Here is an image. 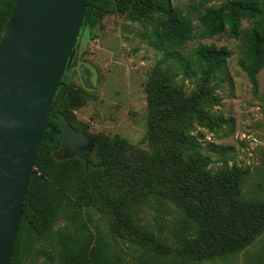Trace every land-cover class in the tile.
I'll use <instances>...</instances> for the list:
<instances>
[{
    "label": "rangeland",
    "instance_id": "1",
    "mask_svg": "<svg viewBox=\"0 0 264 264\" xmlns=\"http://www.w3.org/2000/svg\"><path fill=\"white\" fill-rule=\"evenodd\" d=\"M172 1L189 10L197 24L200 11L229 6L233 0ZM250 26L251 20H244L242 31ZM150 29L126 12H109L80 33L72 65H87L94 88L87 89L92 99L73 108V124L94 135L122 137L131 144L129 157L142 178L130 173L124 182L111 186L109 195L123 201L131 224L147 226L156 239L176 248L175 230L182 226L186 214L197 213L200 205L193 199L186 200L182 193L194 182V174L184 179L182 164H199L182 144L183 138L196 140L212 156V161L199 169L212 176L237 170L244 196L264 195V67L255 85L238 65L245 53L244 38L223 34L207 39L195 37L181 49L189 57L200 42L226 46L232 56L222 75L205 78L181 71L172 74L163 61L164 52L150 46L143 37ZM157 82L162 85L161 92L155 90ZM72 83L83 86L77 73ZM190 104L193 109L187 118L165 120L152 127L167 113ZM229 145L234 150L222 149ZM170 153L175 159L169 157ZM75 169L74 163L67 164V175H75ZM242 204L243 199L237 195L211 204L210 209L218 216L213 231L240 212ZM84 208L94 220L91 231L107 237L111 254L131 264L136 262L143 252L141 238L120 226L101 204L87 203ZM66 225L60 213L51 233ZM15 258L16 264L43 262V254L29 245V239L20 245ZM203 264H264V225L255 240L225 256L217 253Z\"/></svg>",
    "mask_w": 264,
    "mask_h": 264
},
{
    "label": "trees",
    "instance_id": "2",
    "mask_svg": "<svg viewBox=\"0 0 264 264\" xmlns=\"http://www.w3.org/2000/svg\"><path fill=\"white\" fill-rule=\"evenodd\" d=\"M15 1L0 0V41ZM109 12H126L133 19L149 25L151 29L144 32L143 37L150 46L164 52L163 61L172 74L181 71L201 74L205 78L222 75L232 56L226 46L200 42L189 57L181 53L182 47L195 37L207 39L223 34L235 39L243 37L245 53L238 65L257 85V75L264 67V0H233L229 6L207 7L198 13L197 24L189 10L174 5L172 0H87L80 33ZM244 20H251V26L242 31ZM71 66L65 70L63 82L67 80ZM161 87L160 82L155 84L157 92H161ZM90 99L92 96L84 85L75 86L71 82L65 93L62 87L59 88L49 123L59 130L61 125L56 117L62 113L74 125L73 108L85 105ZM192 109L190 104L180 111L169 112L160 122L152 123V127H158L165 120L187 118ZM76 128L94 139L96 165L87 169L78 157H59L55 153L58 146L47 141L49 130L45 131L35 161V168L43 179L26 194L10 264H16V253L26 239L43 254L42 264H131L111 254V245L103 233L91 231L94 220L90 211L84 208L87 203L101 204L120 226L141 238L143 252L132 264H203L217 253L225 256L238 250L261 233L264 195L244 196L239 188L241 176L237 170L212 176L209 171L199 169L202 164L210 163L212 156L203 150L202 144L187 137L181 142L199 164H182L184 179L194 174V182L182 193L186 200L190 198L200 203L199 210L195 214H186L182 226L175 230L176 248L156 239L147 226L131 224L123 201L109 195L111 186L124 182L130 173L142 178L129 157L131 144L119 136L94 135L81 126ZM222 149L232 151L234 147L222 146ZM173 153L169 157L175 159ZM224 160L228 161L227 158ZM71 162L76 165L73 176L67 175V164ZM233 195L243 199L241 211L213 231L218 216L210 209L211 204ZM73 196L77 198L74 200ZM60 213L64 214L67 225L51 233L53 222Z\"/></svg>",
    "mask_w": 264,
    "mask_h": 264
},
{
    "label": "water",
    "instance_id": "3",
    "mask_svg": "<svg viewBox=\"0 0 264 264\" xmlns=\"http://www.w3.org/2000/svg\"><path fill=\"white\" fill-rule=\"evenodd\" d=\"M87 0H16L0 41V264H10L26 194L43 179L35 168L45 131L61 143L65 158L93 164L83 148L94 139L59 113L62 132L49 123L57 89L65 93L79 70L87 89L86 65L72 67ZM54 134V139L51 136Z\"/></svg>",
    "mask_w": 264,
    "mask_h": 264
},
{
    "label": "flooded vegetation",
    "instance_id": "4",
    "mask_svg": "<svg viewBox=\"0 0 264 264\" xmlns=\"http://www.w3.org/2000/svg\"><path fill=\"white\" fill-rule=\"evenodd\" d=\"M78 65H83V64H76V65H74V66H71V68L72 67H75V66H78ZM85 65V64H84ZM85 72H86V74H88L89 75V79L91 80V82L93 83V75H92V72L90 71V69L87 67V65H86V69H85ZM78 74L79 76H80V72H79V70L78 69H76L75 71H74V74H73V77H74V75L75 74ZM81 77V76H80ZM82 80V79H81ZM61 81H62V79H61ZM63 82V81H62ZM83 82V81H82ZM83 85H84V83H83ZM85 86V85H84ZM63 88V86H60L59 88ZM59 88L57 89V92L59 91ZM94 88V84H93V87H92V89ZM56 92V93H57ZM69 122V121H68ZM70 123V122H69ZM70 125L74 128V129H76V130H78V131H81V132H84L85 134H87L85 131H83V130H81V129H78V128H76V126H74V125H72L71 123H70ZM49 131H50V129H48ZM55 132H62V127L59 129V130H55V128H54V133ZM87 135H89V134H87ZM89 136H91V135H89ZM51 137H53V139H54V134L51 136ZM92 137V136H91ZM54 145H57L58 147H57V149H56V151H55V153H56V155H58L59 157H61V158H65V148H64V146H62L61 145V143H57V144H54ZM96 145V144H95ZM94 149H95V146H87V147H85V148H83V152L84 153H89L90 154V159H92L93 160V153H94ZM60 152V153H59ZM74 157H77V156H74ZM74 157H68V158H74ZM82 160V159H81ZM91 165H93V166H95L96 164H94V160H93V164H89V167L91 166ZM86 166V165H85ZM88 167V168H89Z\"/></svg>",
    "mask_w": 264,
    "mask_h": 264
}]
</instances>
